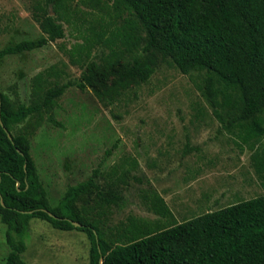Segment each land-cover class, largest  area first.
<instances>
[{
  "label": "trees",
  "instance_id": "16d2710c",
  "mask_svg": "<svg viewBox=\"0 0 264 264\" xmlns=\"http://www.w3.org/2000/svg\"><path fill=\"white\" fill-rule=\"evenodd\" d=\"M33 17L44 36L7 45L0 60L62 39L65 23L78 34L65 50L70 64L83 70L78 87L93 89L100 100H115L132 86L147 83L158 58L182 75L206 72L204 97L215 110L238 111L229 120L216 115L236 144L252 152V166L264 187V0H38ZM97 48L105 50L98 62L92 59ZM41 109L20 106L14 111L0 92V222L10 248L3 264H23L24 238L33 218L57 230L86 233L89 264H264V194L157 232L163 224L142 232L120 222L113 232L123 239L111 249L105 230L83 222L74 210L89 190L103 195L97 183L100 171L69 186L52 207L31 143L10 133L9 123H21ZM118 168L108 178L116 180ZM103 177L111 191L102 190L104 204L116 208V182L111 185Z\"/></svg>",
  "mask_w": 264,
  "mask_h": 264
},
{
  "label": "rangeland",
  "instance_id": "374dc122",
  "mask_svg": "<svg viewBox=\"0 0 264 264\" xmlns=\"http://www.w3.org/2000/svg\"><path fill=\"white\" fill-rule=\"evenodd\" d=\"M36 1L0 0V50L44 36L33 17ZM48 10L53 15L51 7ZM63 29L60 40L0 60V92L10 99L12 109L42 107L23 122L7 126L13 136L23 135L31 143V156L52 207L69 186L98 169L103 195L89 190L74 210L83 222L105 230V240L114 249L123 239L113 232L120 222L130 213L149 216L136 198V189L142 186L139 190L154 197L146 180L164 196L177 219L153 232L264 194L252 166V152L236 144L237 138L216 115L229 120L238 111L215 110L203 95L206 72L182 75L169 61L158 58L147 83L132 86L115 100H100L93 89L78 87L83 70L72 66L65 54L78 34L65 23ZM103 51L95 49L92 59L98 62ZM55 92L59 94L54 96ZM118 166L122 187L112 198L133 205L123 209L104 204L111 191L103 175ZM216 187L230 191L220 198L215 194L219 204L213 206L211 188ZM5 233L6 226L0 222V264L10 252ZM24 242L23 264H89L90 241L82 231L57 230L33 218Z\"/></svg>",
  "mask_w": 264,
  "mask_h": 264
},
{
  "label": "crops",
  "instance_id": "0c3cea01",
  "mask_svg": "<svg viewBox=\"0 0 264 264\" xmlns=\"http://www.w3.org/2000/svg\"><path fill=\"white\" fill-rule=\"evenodd\" d=\"M108 176L109 175L106 174V179L112 181V182L108 181L111 185L114 184V181L116 182V186H115L117 190L116 193L121 192L122 182L120 181L121 177L119 175V172L116 176V180L114 176H111L110 178H108ZM146 184H147L146 188L150 186L151 189L154 191V197H152L149 194V192L144 193L142 190H139L140 188L145 187L142 186L136 189V198L138 199V207L141 210H144L146 213H148L149 216L143 217V216H139L138 214L130 213L129 216L124 220V223L126 222L127 227L132 226L136 228L138 231L149 232L150 229L153 228L152 226L155 224L157 225V224L171 223L177 221L175 214L173 213L169 205L166 203L164 196L158 193L157 188L150 183V180H146ZM229 191H230L229 189L226 191L224 189V191L222 192V189L220 187H216L215 189L211 188L212 199L211 196H209L206 202H209L211 199L212 201L211 204H213V206L218 205L219 202L215 199V194H216V198H220L221 194H224ZM113 199L117 209H123L127 206L129 207L133 206L131 204L127 205L128 203L126 200L121 201L120 198H113Z\"/></svg>",
  "mask_w": 264,
  "mask_h": 264
},
{
  "label": "water",
  "instance_id": "95a60500",
  "mask_svg": "<svg viewBox=\"0 0 264 264\" xmlns=\"http://www.w3.org/2000/svg\"><path fill=\"white\" fill-rule=\"evenodd\" d=\"M9 137H10V135H9ZM73 224V226H75V227H81V225L79 224V223H72Z\"/></svg>",
  "mask_w": 264,
  "mask_h": 264
}]
</instances>
